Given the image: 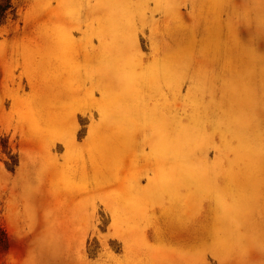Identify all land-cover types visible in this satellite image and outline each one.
<instances>
[{
  "label": "rangeland",
  "instance_id": "374dc122",
  "mask_svg": "<svg viewBox=\"0 0 264 264\" xmlns=\"http://www.w3.org/2000/svg\"><path fill=\"white\" fill-rule=\"evenodd\" d=\"M16 5L0 264H264V0Z\"/></svg>",
  "mask_w": 264,
  "mask_h": 264
},
{
  "label": "trees",
  "instance_id": "16d2710c",
  "mask_svg": "<svg viewBox=\"0 0 264 264\" xmlns=\"http://www.w3.org/2000/svg\"><path fill=\"white\" fill-rule=\"evenodd\" d=\"M21 0H0V29L5 26L10 18L17 15V2ZM7 244V233L0 226V250Z\"/></svg>",
  "mask_w": 264,
  "mask_h": 264
}]
</instances>
